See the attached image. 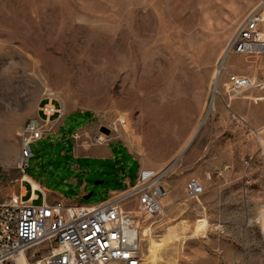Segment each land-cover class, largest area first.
Instances as JSON below:
<instances>
[{"label": "rangeland", "instance_id": "374dc122", "mask_svg": "<svg viewBox=\"0 0 264 264\" xmlns=\"http://www.w3.org/2000/svg\"><path fill=\"white\" fill-rule=\"evenodd\" d=\"M256 2L0 0V201L22 186L30 197L16 161L20 132L52 92L65 116L29 144L24 168L47 194L95 204L152 168L166 194L158 214L143 216L142 264H264V88L228 89L231 74L264 80V52L225 49ZM122 30L135 33L122 40ZM152 39L156 74L139 64ZM132 40L141 44L133 93L120 81ZM106 144V157L81 156ZM191 179L203 187L196 197Z\"/></svg>", "mask_w": 264, "mask_h": 264}, {"label": "built area", "instance_id": "2783aa9c", "mask_svg": "<svg viewBox=\"0 0 264 264\" xmlns=\"http://www.w3.org/2000/svg\"><path fill=\"white\" fill-rule=\"evenodd\" d=\"M225 49L226 53L264 52V0H257L239 22ZM251 86L262 90L264 80L228 77V89L235 93ZM64 116L60 98L44 93L36 115L21 128L16 161L23 175L32 155L29 144L54 132ZM160 177V171L140 166L132 184L95 204L66 202L29 181V198L19 193L0 201V264H142L143 216L158 214L166 194ZM37 191L41 203L34 204ZM202 191L197 180L189 181V197Z\"/></svg>", "mask_w": 264, "mask_h": 264}, {"label": "bare ground", "instance_id": "6f19581e", "mask_svg": "<svg viewBox=\"0 0 264 264\" xmlns=\"http://www.w3.org/2000/svg\"><path fill=\"white\" fill-rule=\"evenodd\" d=\"M133 33H135V32L131 31L129 33H126V31L122 30V32H121L122 40L125 39V37H127V36H129V38H130L131 35H133ZM157 42H158L157 39H152L151 40V45L143 50L144 58L141 61H139V64L141 63L143 65V68H144L143 70L145 71V73L156 74L159 71L154 65H152L156 60L162 59V58H160L161 56L158 55L160 50H159V44ZM130 46H131V48L129 50H127V51L124 48H122V50H121V55L122 56H121V59H120V73H121L122 77H121L120 81L125 83L128 80H130L131 84H132V87L130 88V90H132V93H133V92H135L136 87H137L136 82H135L136 81L135 80L136 71H137V73L139 71L136 70L137 66H138V62L133 64L134 66H131L130 62H134L135 61L134 54H138L137 52L139 51V48L141 49V44L139 42H137V44H136L132 40ZM134 48H136L138 51H136V49H134ZM126 52L129 54L128 58H127ZM172 54H173V52H172ZM224 58H225V54L222 56V58L220 60V63L218 65V67L215 69V72H214V75H213L214 82H213V89H212V92H211V96H210V99H209V102H208V108H207L208 111L212 110V108L214 107V96H215V93H216L215 86H216V84L218 82L221 70L223 69V65H224L223 63H224V60H225ZM150 65H152L151 68H149ZM126 87H128L127 84H126ZM130 100H132V99H130ZM0 125H2V124L0 123ZM5 125H9V124H5ZM1 155H2V162H3L4 166H6V167L9 166V161H8V159H6L5 152L3 151L1 153ZM22 178L23 179L25 178L24 180H28V177L25 176V175H22ZM31 183H32V185L34 187H36L35 186L36 184L34 182H31ZM149 260H150V262L154 261V256H153L152 250L150 251V254H149L148 261ZM21 262L22 261L20 259L19 263H21Z\"/></svg>", "mask_w": 264, "mask_h": 264}, {"label": "crops", "instance_id": "0c3cea01", "mask_svg": "<svg viewBox=\"0 0 264 264\" xmlns=\"http://www.w3.org/2000/svg\"><path fill=\"white\" fill-rule=\"evenodd\" d=\"M95 151L94 152H92L91 154H85V155H81V156H88V155H96V156H102V157H106V156H108L109 155V151H108V149H107V144L105 145V146H100V147H98L97 149H94ZM25 176H27L26 174H24ZM28 177V176H27ZM25 179V178H24ZM27 179V178H26ZM28 181H30V182H34L32 179H30L29 177H28ZM35 183V182H34ZM36 184V183H35ZM35 186H38L37 184L35 185ZM21 193L24 195V197H25V195L27 194V189H26V187L25 186H22V191H21ZM27 199V198H26Z\"/></svg>", "mask_w": 264, "mask_h": 264}, {"label": "water", "instance_id": "95a60500", "mask_svg": "<svg viewBox=\"0 0 264 264\" xmlns=\"http://www.w3.org/2000/svg\"><path fill=\"white\" fill-rule=\"evenodd\" d=\"M99 130H100V132H102V133H104L105 135H108L109 134V129L108 128H106V127H104V126H101L100 128H99ZM177 160V159H176ZM175 162V161H174ZM173 162V163H174ZM172 163V164H173ZM89 195H90V193L89 194H86V195H83L82 197L84 198V199H86V198H88L89 197Z\"/></svg>", "mask_w": 264, "mask_h": 264}]
</instances>
